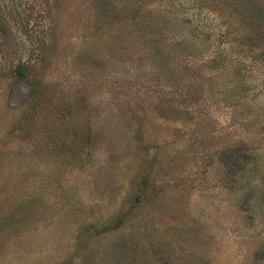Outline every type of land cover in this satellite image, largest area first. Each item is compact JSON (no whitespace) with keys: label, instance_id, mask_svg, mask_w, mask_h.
Here are the masks:
<instances>
[{"label":"rangeland","instance_id":"1","mask_svg":"<svg viewBox=\"0 0 264 264\" xmlns=\"http://www.w3.org/2000/svg\"><path fill=\"white\" fill-rule=\"evenodd\" d=\"M239 11L0 0V264H264V70Z\"/></svg>","mask_w":264,"mask_h":264},{"label":"trees","instance_id":"2","mask_svg":"<svg viewBox=\"0 0 264 264\" xmlns=\"http://www.w3.org/2000/svg\"><path fill=\"white\" fill-rule=\"evenodd\" d=\"M231 2H235L236 6L240 8L239 20L242 22L240 29H236L235 35L243 46L239 53L242 58L252 56L253 64H250L249 67L264 70V0H231ZM246 25L249 26V31L246 30ZM234 51L236 52V50ZM16 73L18 77L25 76L24 68L19 67ZM244 159L245 156H241L240 162H243ZM238 160L239 158L236 156L235 161L239 162Z\"/></svg>","mask_w":264,"mask_h":264}]
</instances>
